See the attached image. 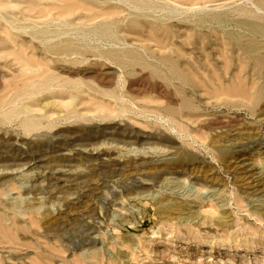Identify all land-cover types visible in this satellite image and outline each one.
<instances>
[{
    "label": "rangeland",
    "instance_id": "374dc122",
    "mask_svg": "<svg viewBox=\"0 0 264 264\" xmlns=\"http://www.w3.org/2000/svg\"><path fill=\"white\" fill-rule=\"evenodd\" d=\"M0 224V264H264V0H0Z\"/></svg>",
    "mask_w": 264,
    "mask_h": 264
},
{
    "label": "bare ground",
    "instance_id": "6f19581e",
    "mask_svg": "<svg viewBox=\"0 0 264 264\" xmlns=\"http://www.w3.org/2000/svg\"><path fill=\"white\" fill-rule=\"evenodd\" d=\"M9 1H10V0H9ZM29 3H30V2H28V4H29ZM70 7H71V6H70ZM64 8H65V7H64ZM66 8H68V7H66ZM74 8H75V6H74V7H73V6L71 7V9H74ZM77 8H79V6H78ZM77 8H76V9H77ZM71 9H70V10H71ZM139 9H140V8H139ZM67 11H68V9H67ZM64 12L66 13L65 10H64ZM61 13H62V12H61ZM61 13H60L59 15H61ZM59 15H58V16H59ZM62 15H63V14H62ZM66 15H67V14H66ZM60 17H61V16H60ZM41 18H42V17H41ZM60 20H61V19H60ZM96 20H97V19H96ZM96 20H95V21H96ZM95 21H94V22H95ZM88 23H89V22H88ZM69 24H70V23H69ZM87 26H89V25H87ZM169 79H171V78H169ZM183 79H184V78H183ZM80 93H81V92H80ZM185 95H186V94H185ZM121 98H122V97H121ZM245 165H246V164H245ZM249 166H250V165H249ZM246 167H247V166H243V167H242V169H243L242 172H243V173H247V172L249 171V169L246 168ZM250 171H251V170H250ZM252 171H253V170H252ZM249 174H250V173H249ZM62 176H63V175H62ZM176 208H177V207H176ZM1 225H2V224H0V232H3L5 235H8V237H11L10 234L13 233V230H11L10 228H4V227H2ZM11 228H12V227H11ZM9 229H10V230H9ZM12 235H14V234H12ZM16 238H17V237H16ZM12 240H15V238H13Z\"/></svg>",
    "mask_w": 264,
    "mask_h": 264
}]
</instances>
